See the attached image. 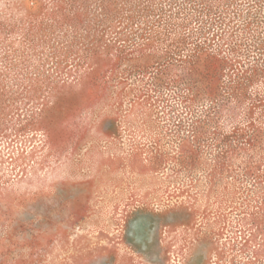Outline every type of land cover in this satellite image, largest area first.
I'll list each match as a JSON object with an SVG mask.
<instances>
[{
	"label": "rangeland",
	"instance_id": "rangeland-1",
	"mask_svg": "<svg viewBox=\"0 0 264 264\" xmlns=\"http://www.w3.org/2000/svg\"><path fill=\"white\" fill-rule=\"evenodd\" d=\"M0 264H264V0H0Z\"/></svg>",
	"mask_w": 264,
	"mask_h": 264
}]
</instances>
